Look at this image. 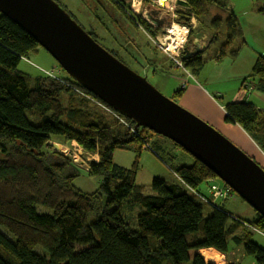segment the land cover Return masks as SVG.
Returning <instances> with one entry per match:
<instances>
[{
	"label": "trees",
	"instance_id": "trees-1",
	"mask_svg": "<svg viewBox=\"0 0 264 264\" xmlns=\"http://www.w3.org/2000/svg\"><path fill=\"white\" fill-rule=\"evenodd\" d=\"M185 1L200 15L215 0ZM256 12L264 16V0ZM124 14L133 23L128 11ZM183 20L188 24L185 17L177 22ZM220 22L215 20L212 28ZM240 33L231 13L225 21V42L211 60L235 58L239 50L232 43ZM245 44L241 40V46ZM38 47L0 15V264H207L198 252L213 249L224 255L228 239L243 246L244 254L256 264H264V250L251 241L252 229L264 230L262 217L254 212V218L246 221L224 211L223 202L211 206L212 212L204 217L203 204L182 183L202 192L203 183L215 176L193 158L189 166L167 165L158 154L165 145H149L156 134L136 127L75 81L76 86H71L47 76L31 78L18 70L19 61L29 59ZM204 62L197 54L182 64L197 75ZM247 81L253 83L251 89L264 94L263 56H257L242 86ZM181 92L176 90L171 99L180 98ZM62 96L67 97L66 105ZM93 97L103 108L89 100ZM224 121L238 125L264 150V110L244 100L232 101L224 106ZM50 139L75 142L87 155L97 156L98 162L90 163L86 174L99 179L95 191L75 193L67 188L76 177L71 169L62 170L64 182H60L42 164L36 153L50 148ZM130 145L136 154L152 152L175 180L153 178L151 193L146 194L135 183L136 160L130 169L112 162L114 150Z\"/></svg>",
	"mask_w": 264,
	"mask_h": 264
},
{
	"label": "rangeland",
	"instance_id": "rangeland-1",
	"mask_svg": "<svg viewBox=\"0 0 264 264\" xmlns=\"http://www.w3.org/2000/svg\"><path fill=\"white\" fill-rule=\"evenodd\" d=\"M54 1L70 15L85 32H90L101 47L105 50L114 52L119 60L124 62L134 73L144 77L161 95L172 100L171 97L173 92L181 86V74H183L181 70L186 72V68L183 64V69L179 67L175 68L168 59V56L161 54L149 40L155 37L159 39L170 37L168 29L155 33L146 26L140 18L144 6L146 4L156 5V0ZM175 1L176 0H166L167 10H165L169 13L172 23L183 26L188 30L186 36L181 37L184 50L192 51L194 45L202 46L200 49L203 52L200 55L206 63L203 68V75H209L212 67V62L209 60L225 42V21L231 13L237 18L238 24L241 27L242 36L246 41L244 47H246L248 51H256L264 54V16L256 12L263 0H215L214 3L206 5L205 12L200 15H195L191 9L188 10L176 6ZM133 7H139L140 11L137 15L133 14L131 11L134 9ZM127 11L129 13V15H127L131 19L134 18L133 23L129 21L124 14ZM178 16L189 19L187 21L188 24H185V20L180 23L174 20V18ZM138 17L142 23L138 21ZM219 19L221 22L218 24V28L213 29V22ZM187 27H189V29ZM198 35H202L200 39H196ZM233 48H235V46H233ZM181 54L180 52V55ZM17 68L31 78L37 76L45 77L46 75L44 72H52L54 77L47 76L48 78L54 80L59 78L61 81L71 86H76L74 80L60 69L56 61L40 47L31 54L29 59H21ZM196 80L198 84H186L188 89H190L192 85L197 87L191 89L192 95L183 100L177 99L172 101L212 127L235 147L253 159V161L264 170L263 149H260L262 152L261 154L253 150L251 146L249 148L243 147L239 145L234 138L230 137L227 132L219 130L218 128V121L224 118V114L221 112L222 110H219L220 107L232 101L244 100V98L248 102H253L252 98L249 99L250 93L258 92L254 88L251 89L253 83H244L240 90V95L238 91H235V94L232 95V83L230 81L222 82L215 80L213 81V85H206L201 78L196 77ZM77 92H79V90ZM62 97V103L66 105L67 97ZM209 97L215 98V105L212 104ZM257 104H263L262 108H264V101ZM227 128H229V126ZM230 132L235 138H238L240 135L235 128H231ZM149 139V145L152 147L153 142H160L165 145L164 147L166 150H163V152L158 151V154L160 158L166 161L167 165L179 167L189 166L192 163L191 156H188L185 152L176 148L169 141H165L157 135H152V138ZM50 144L59 145V150H55ZM49 145L51 146L50 148H44L38 151L36 156L60 182H64L62 170L64 172L69 168L76 174V177L72 183L67 185L68 189L72 188L75 193L86 195L98 188L100 183L99 179L86 175L89 171V163L98 161V158L94 159V157L97 156L87 155L80 147L78 148L75 142L62 143L55 139H50ZM143 148L146 147L144 146ZM135 160V183L142 186L146 194L151 193L150 184L153 178H160L166 181L174 180L173 174L168 167L149 150H141L140 153L136 154L133 146L130 145L126 149H116L112 153V162L121 168H132ZM85 162L88 163V167L84 165ZM85 167L87 170L83 172ZM215 181L217 184H222V181L217 177H215ZM206 187V183H203L200 187L201 191H205ZM220 203L219 201H215L212 205H219ZM211 208L212 207L208 205L202 206V214L204 217H207L212 212ZM222 209L246 221H251L254 218V211L251 207L235 194L225 201ZM92 218L95 220L96 215H92L91 219ZM1 231L4 232L3 230ZM251 241L264 250V230H252ZM219 255L222 257L220 259V264H256L252 257L244 254L243 246H236L231 239L227 241L224 255ZM203 261L207 264H214L205 260Z\"/></svg>",
	"mask_w": 264,
	"mask_h": 264
},
{
	"label": "water",
	"instance_id": "water-1",
	"mask_svg": "<svg viewBox=\"0 0 264 264\" xmlns=\"http://www.w3.org/2000/svg\"><path fill=\"white\" fill-rule=\"evenodd\" d=\"M175 5L190 9L184 0ZM0 15L30 36L80 87L136 127L182 148L264 219V170L96 43L54 0H0ZM140 18L153 31L168 26L170 19L166 10L152 4L144 6ZM194 47L185 50L182 61L203 52ZM50 145L59 150V145Z\"/></svg>",
	"mask_w": 264,
	"mask_h": 264
},
{
	"label": "crops",
	"instance_id": "crops-1",
	"mask_svg": "<svg viewBox=\"0 0 264 264\" xmlns=\"http://www.w3.org/2000/svg\"><path fill=\"white\" fill-rule=\"evenodd\" d=\"M237 24H238V21H237ZM238 27H239L240 32H241L240 38H236L234 40V42L232 43L233 44L232 47L235 46L234 49L239 50L238 55L235 58H231V57L227 56L221 62H218V63H216L210 59L209 61L212 62V67H211V71H210L208 76L203 75V70H204L203 68L206 64L205 62H204L203 68L201 69V71L197 75L191 74V72L188 71L187 69H186V72L181 70V72L183 73V74H181V78H182L181 79V86L179 88H177V90H181L182 92H181V97L178 99L183 100V99L189 97L190 95H192L191 89L197 88V87H194L195 85H192L190 87V89H188L186 84H189V83L190 84L191 83L198 84L196 77L201 78L203 83L206 85L207 84L213 85V81H215V80L222 81V82L230 81L232 83V90H231L232 95L235 94V91H238V93L240 95V93H241L240 90L242 88V81L244 80V78L248 74H250L257 56H263L264 57V54L260 53V52H256V51L255 52L248 51L246 49V47H244L246 44L244 46H241V40H244V38L242 36V30H241V27L239 24H238ZM224 38H225V35H224ZM245 43H246V41H245ZM198 47L202 48V46H199V45H198ZM194 49H195V47H194ZM186 76H187V78H186ZM189 76H191V77H189ZM194 78H195V80H194ZM247 82H251V81H247ZM174 92H173V94H174ZM173 94H172V96H173ZM209 98H210L212 104L215 105V101H214L215 98L214 97H209ZM250 98H252L253 102L251 100L250 101L252 102V104L255 107H257L258 109L264 110V108H262L263 104H257V103L264 101V94H262L260 92H252V93H250L249 99ZM244 101L248 102L247 100H245V98H244ZM251 102H249V103H251ZM219 110H222L221 112L224 114V106L220 107ZM224 122H225L224 118H223V120L221 119L218 121L219 130L227 132L230 135V137L234 138L235 141H237L239 143V145H241L243 147H247V148H249L251 146L253 148V150H256L262 154L259 147L256 146V144L246 135V133L243 132V130L238 125H233V124H229V123L226 124V122L225 123ZM228 126H229V128H227ZM231 128H235L240 133L238 138H235L234 135L230 132ZM94 158H97V157H94ZM173 178L175 180L176 176L173 175ZM174 180H170V181H174Z\"/></svg>",
	"mask_w": 264,
	"mask_h": 264
},
{
	"label": "built area",
	"instance_id": "built-area-1",
	"mask_svg": "<svg viewBox=\"0 0 264 264\" xmlns=\"http://www.w3.org/2000/svg\"><path fill=\"white\" fill-rule=\"evenodd\" d=\"M130 10H131V8H130ZM131 11L133 12V14L137 15L138 12L140 11V9L138 7L136 9V11H135V9H132ZM167 27L168 26H166L165 28H162L158 31L160 32L162 30H166ZM158 31H153V32L157 33ZM187 32H188V30L185 32V36H186ZM149 40L153 43V45L156 47V49L161 54L168 56V59L172 62V64L174 65L175 68L179 67V68L183 69L182 56L184 55L183 53L185 52V50H184V44H182V41H181V43H178V42L173 43V40L170 39L169 37H165L164 39H159L158 37H155V38H150ZM180 52L182 53L181 55H180ZM44 73L48 77H54L52 72L46 71ZM189 77H191V76H189ZM56 79H59V78H56ZM78 93L84 97H88V96H85L81 92H78ZM89 100L93 101L98 106L103 108V106L101 104H104V103L101 102L100 100H98V101H100L101 104L94 97L90 98ZM105 106H107V105H105ZM78 148H79V146H78ZM84 165L86 167H88L87 162H85ZM89 165H90V163H89ZM86 167H85L83 172H86L85 171V170H87ZM182 185L184 186L186 191L190 195H192L199 203H201L203 205H208V206H217V205H212L215 201L225 203V201H227L229 198H231L234 195L233 191L227 185H225L223 182H222V184L221 183L217 184L215 179L208 180L207 184H206L207 187H206L205 191H202V192H198L197 190H193V189L189 188L188 186L184 185L183 183H182ZM232 218H234V216ZM252 230L254 231L255 229H252ZM198 254H199V252H198Z\"/></svg>",
	"mask_w": 264,
	"mask_h": 264
},
{
	"label": "bare ground",
	"instance_id": "bare-ground-1",
	"mask_svg": "<svg viewBox=\"0 0 264 264\" xmlns=\"http://www.w3.org/2000/svg\"><path fill=\"white\" fill-rule=\"evenodd\" d=\"M156 4L157 5H154V6L161 8V9H164V10L165 9L167 10L166 0H156ZM137 8L136 7L134 8L135 11ZM170 20L171 19H169V21ZM165 27H163V28H165ZM187 28L189 29V27H187ZM166 29H168V31H169L168 33H170L169 38L173 40V43H175V42L181 43V37H185V32L187 31V29L185 27L174 24L171 21L168 23V27ZM61 149L64 150L63 148H61ZM94 159H97V158H94ZM95 162H98V161H95ZM199 255L201 256V258L203 260H205L207 262H211L214 264L215 263H218V264L221 263L220 262V259L222 258L221 255H219L213 249L201 250V251H199Z\"/></svg>",
	"mask_w": 264,
	"mask_h": 264
}]
</instances>
